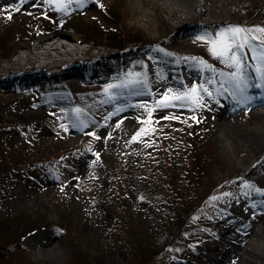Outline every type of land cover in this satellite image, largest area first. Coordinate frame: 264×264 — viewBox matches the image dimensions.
I'll return each mask as SVG.
<instances>
[{
	"label": "rangeland",
	"instance_id": "rangeland-1",
	"mask_svg": "<svg viewBox=\"0 0 264 264\" xmlns=\"http://www.w3.org/2000/svg\"><path fill=\"white\" fill-rule=\"evenodd\" d=\"M258 3L240 0L242 18L223 23L218 36L239 27L249 42L257 39L249 23L264 17ZM132 7L133 0H0V78L7 67L34 65L27 52L50 30L76 36L61 38L82 47L70 58L118 49L127 62L81 78L48 66L47 78L38 72L36 82L0 86V264H203L204 254L218 253L243 225L264 219L254 186L232 164L235 154L214 138L206 107L191 100L157 107L166 93L208 87L228 72L211 52L218 37L160 42L163 19ZM241 50L249 62L258 53ZM186 64L202 77L159 87L161 76ZM108 85L119 87L106 93ZM244 115L246 128L263 126L264 116ZM21 187L38 188L36 200L19 199ZM248 194L252 203L237 212L231 202Z\"/></svg>",
	"mask_w": 264,
	"mask_h": 264
},
{
	"label": "bare ground",
	"instance_id": "bare-ground-1",
	"mask_svg": "<svg viewBox=\"0 0 264 264\" xmlns=\"http://www.w3.org/2000/svg\"><path fill=\"white\" fill-rule=\"evenodd\" d=\"M145 5H148V8ZM258 5L264 6V0H259ZM132 9L144 17L149 14L151 17L158 15L163 19L162 34L159 41L171 44L208 37L216 38L223 23H233L228 20L234 16L242 18L240 0H133ZM162 12L167 16L165 17ZM254 17L249 23V27H254L253 29L259 36L257 35V39L250 37L252 42H249L248 45L251 50L255 48L258 53L249 56L251 59L249 62L241 49H235L242 58L239 73L233 66L229 67L226 76H221L219 81L211 79V84L204 88L212 95L209 96L207 92L201 89L202 101L200 106L206 107L209 128L213 131L214 138L220 147L232 151L235 156L242 154L243 151L241 152L240 149L246 150L240 159L233 156L232 164L234 163L235 170L239 171L240 180L243 184L249 183V185L254 186L255 192L257 189L259 190L257 191L259 200L262 201L260 196H264V148L261 147L260 142L264 140V121L263 126L246 128L244 126L246 122L244 123L241 117L247 114L248 109H251V114L253 113L257 117L264 116V88H245L243 95L250 99L238 103L241 94L236 92V80L233 79V73H237V77L242 78L248 84H264V79L261 78L264 74V61L260 59L261 55L264 54V44L261 43L264 41V32L257 31V29H264V17L258 18L256 15ZM50 32L52 31H47L39 37L37 43L27 52L25 58L29 59L30 63L35 64L32 66L15 64L17 66L13 69L7 67L8 71L6 70V72L9 75L0 78V86L16 87L18 84L30 83L36 79L41 80L43 77L38 76V71L39 69L46 70L48 66H58L59 74L68 75V78H81L83 75L91 77L96 73L105 75L106 72L102 68L108 62H113L110 64L111 66H119L123 62L122 54L125 52L118 49H107L97 54H87L85 57L70 58L69 55H73V52L82 49V47L73 45L70 41H64L61 38L66 36L68 39H77L76 36L63 31H57L50 35ZM179 36L180 38H178ZM254 56L257 58L253 59ZM28 68L31 70L27 71ZM257 68L262 70L261 73H257ZM18 70L26 74L31 73L30 78L24 79L23 76L19 75H17L18 77L12 76V72ZM174 70L177 74L189 73L186 75V80L192 81L199 76L202 77L197 70L188 64L181 69L174 67ZM43 73L45 74L42 76L47 78L46 71ZM184 83L183 78L179 79V75L176 77L165 75L160 77L159 87L167 90ZM250 151L254 154L248 156L247 153ZM226 166L228 169L229 165L226 164ZM63 171H65L64 168ZM250 173L257 174L255 179H251ZM37 191L38 188L21 187L17 190V197L21 200H36ZM255 192L252 194V198ZM248 203H251L250 197L245 196L235 197L231 202L237 212H241L242 206ZM261 220L254 226H247L242 231L235 233L233 241L221 247L218 253L204 254L206 260L203 264H264V219ZM44 236H38L36 239L44 238Z\"/></svg>",
	"mask_w": 264,
	"mask_h": 264
},
{
	"label": "snow or ice",
	"instance_id": "snow-or-ice-1",
	"mask_svg": "<svg viewBox=\"0 0 264 264\" xmlns=\"http://www.w3.org/2000/svg\"><path fill=\"white\" fill-rule=\"evenodd\" d=\"M49 2H53V0H49ZM56 3L63 4V0H55ZM20 3L23 4L24 0H20ZM16 11H19V8L15 9ZM11 19V15L8 17ZM245 29L236 27L231 28L227 32H221L216 40L212 41L213 48L211 49L212 54L222 59L223 62L227 63L229 67H235L237 69V73H239L241 68V60L242 58L238 55V53L235 51V49H243L245 45L249 44V39L247 36H242L243 33H245ZM257 31L264 32V29H257ZM242 39V42H239V40ZM252 39H255L253 37ZM264 44V41L261 42ZM257 57H253V59H256ZM260 59L264 61V54L261 55ZM201 63H203L201 61ZM257 73H261V69H256ZM237 73H233V79L236 80L235 88L236 92L240 93V100H238V103H242L250 99L249 97H246L243 95L245 88L248 87H255V88H264V84H248L246 81H244L242 78L237 77ZM262 79H264V74L261 76ZM119 87V85H108L107 88H105V92L107 93L109 89ZM199 89H203L204 92H207L209 96L212 95L211 92H208L206 88L203 87V85H200L199 87L193 86L189 92L186 93H180V94H174L169 95L165 94L163 99L157 104V107L159 108H165L171 105L172 101H181V100H191L193 104L196 106H200L202 97L200 96ZM171 90H169L170 92ZM227 91V89H225ZM235 95V93H234ZM79 111V110H77ZM120 109H117V112H119ZM169 117H165V119H168ZM148 123L151 122V110H149V120ZM81 126H83V122H81ZM146 129L141 130V132H138L136 134V137H133L135 140L137 137L142 135L144 132H146ZM93 135H95L93 133ZM99 139V137H97ZM246 187H249L246 185ZM257 191H259L257 189ZM229 195V194H225ZM215 199V198H214Z\"/></svg>",
	"mask_w": 264,
	"mask_h": 264
},
{
	"label": "trees",
	"instance_id": "trees-1",
	"mask_svg": "<svg viewBox=\"0 0 264 264\" xmlns=\"http://www.w3.org/2000/svg\"><path fill=\"white\" fill-rule=\"evenodd\" d=\"M115 14H116V11H115ZM93 28V30L94 31H102L103 32V29H101L99 26H97V25H93L92 27H91V29ZM105 32H110V31H108V30H106ZM111 33H113V35L115 36L116 34V32L114 33L112 30H111ZM115 38V37H114ZM116 41H114V40H112L111 41V43L110 44H119V43H121L120 41H118V43H115Z\"/></svg>",
	"mask_w": 264,
	"mask_h": 264
}]
</instances>
